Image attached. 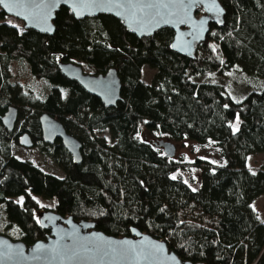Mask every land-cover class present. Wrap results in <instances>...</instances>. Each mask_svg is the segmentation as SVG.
I'll return each mask as SVG.
<instances>
[{"label":"trees","instance_id":"1","mask_svg":"<svg viewBox=\"0 0 264 264\" xmlns=\"http://www.w3.org/2000/svg\"><path fill=\"white\" fill-rule=\"evenodd\" d=\"M219 1L224 23L211 25L194 58L173 50L170 28L138 38L113 16L77 20L62 7L49 36L20 29L0 10V116L18 109L13 132L0 117V234L27 245L46 239L39 215L49 209L39 200H54L62 216L116 237L136 228L194 264H264V222L255 209L264 196V159L257 171L248 166L251 156L264 155V0ZM71 61L95 74L116 68L123 84L117 107L65 77L59 63ZM13 63L27 66L41 89L14 79ZM145 67L155 71L151 83ZM228 73L253 84L240 100L221 83L195 80ZM43 113L80 140L81 163L61 140L43 141ZM105 131L112 143L99 136ZM24 133L62 177L13 156ZM161 140L214 145L223 161L197 159L201 180L193 185L177 174L181 164Z\"/></svg>","mask_w":264,"mask_h":264},{"label":"water","instance_id":"2","mask_svg":"<svg viewBox=\"0 0 264 264\" xmlns=\"http://www.w3.org/2000/svg\"><path fill=\"white\" fill-rule=\"evenodd\" d=\"M65 7L77 20L110 15L120 20L138 38L152 37L164 28L174 32L173 50L194 58L197 47L207 39L211 25L222 26L225 9L219 0H2L0 8L24 23L25 29L52 36L57 13ZM79 13V14H78ZM61 73L77 82L105 107H117L122 98V80L116 68L104 74L87 73L79 62H60ZM18 109L10 106L2 117L4 127L13 132ZM42 139L47 144L61 140L78 164L82 143L48 113L39 118ZM24 147H33L28 133L19 138ZM158 145L174 158L176 145L161 140ZM40 224L50 233L44 240L27 245L0 234V264H194L186 261L168 244L136 228L131 235L116 237L96 228L94 222L62 216L55 210L39 215ZM107 253V254H105ZM122 253V254H121ZM202 264V263H198Z\"/></svg>","mask_w":264,"mask_h":264},{"label":"rangeland","instance_id":"3","mask_svg":"<svg viewBox=\"0 0 264 264\" xmlns=\"http://www.w3.org/2000/svg\"><path fill=\"white\" fill-rule=\"evenodd\" d=\"M1 10V8H0ZM8 20L13 24L17 25L20 29L24 27V23L16 18L9 17ZM84 71L87 73H92V71L83 65ZM14 79L18 78L20 81L28 84L29 86L39 90L42 84L35 81V79L30 75L28 67L23 66L19 63H13L11 67ZM155 71L149 67L143 69V80L146 83H151ZM196 81H207L214 83L223 84L227 90L236 98L240 100L243 96L253 88V84L243 78L242 76L235 73H228L223 78H219L214 75H207L195 78ZM99 136L105 138L108 142L112 143V138L110 133L105 131L99 133ZM176 145L177 152L174 159L180 162L181 168L178 171V175L183 177L185 180L191 182L193 185H198L201 180V171L194 166V162L197 159L212 162L214 164H219L223 161L219 150L214 145H202L194 141L184 140L180 142H173ZM13 156L22 159L30 160L36 165H38L44 172L51 173L62 177L63 172L57 167V165L51 161L49 158L45 157L38 148L36 147H24L20 143L12 145ZM264 159V155H253L248 160V166L251 170L257 171L261 166ZM43 208L53 210L55 206V201L39 200ZM255 209L258 211L261 220L264 222V196L260 197L255 202ZM6 226L5 216L0 214V230H4Z\"/></svg>","mask_w":264,"mask_h":264},{"label":"snow or ice","instance_id":"4","mask_svg":"<svg viewBox=\"0 0 264 264\" xmlns=\"http://www.w3.org/2000/svg\"><path fill=\"white\" fill-rule=\"evenodd\" d=\"M0 2H2V0H0ZM79 14V13H78ZM214 47V46H213ZM227 107V106H226ZM237 119H238V117H237ZM234 130H237V126H234ZM173 179H175V177H173ZM195 190V189H194ZM105 254H107V253H105ZM122 254V253H121Z\"/></svg>","mask_w":264,"mask_h":264},{"label":"flooded vegetation","instance_id":"5","mask_svg":"<svg viewBox=\"0 0 264 264\" xmlns=\"http://www.w3.org/2000/svg\"><path fill=\"white\" fill-rule=\"evenodd\" d=\"M4 116V114H2L0 117H1V121H2V117Z\"/></svg>","mask_w":264,"mask_h":264}]
</instances>
